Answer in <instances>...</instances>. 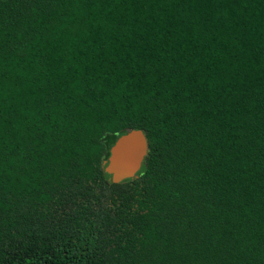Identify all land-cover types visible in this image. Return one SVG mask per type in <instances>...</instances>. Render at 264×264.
<instances>
[{"label":"trees","instance_id":"trees-1","mask_svg":"<svg viewBox=\"0 0 264 264\" xmlns=\"http://www.w3.org/2000/svg\"><path fill=\"white\" fill-rule=\"evenodd\" d=\"M0 264H264V0H0Z\"/></svg>","mask_w":264,"mask_h":264},{"label":"water","instance_id":"water-1","mask_svg":"<svg viewBox=\"0 0 264 264\" xmlns=\"http://www.w3.org/2000/svg\"><path fill=\"white\" fill-rule=\"evenodd\" d=\"M149 143L142 130H131L113 145L105 171L114 184L138 177L148 156Z\"/></svg>","mask_w":264,"mask_h":264}]
</instances>
